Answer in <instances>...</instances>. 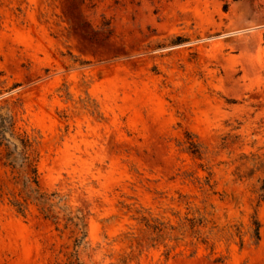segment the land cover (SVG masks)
<instances>
[{"label": "rangeland", "instance_id": "rangeland-1", "mask_svg": "<svg viewBox=\"0 0 264 264\" xmlns=\"http://www.w3.org/2000/svg\"><path fill=\"white\" fill-rule=\"evenodd\" d=\"M2 110L0 264H264V0H0Z\"/></svg>", "mask_w": 264, "mask_h": 264}, {"label": "trees", "instance_id": "trees-1", "mask_svg": "<svg viewBox=\"0 0 264 264\" xmlns=\"http://www.w3.org/2000/svg\"><path fill=\"white\" fill-rule=\"evenodd\" d=\"M224 9L228 10L227 4L224 6ZM4 142L10 143L14 146L13 151L9 152L8 154V157H10L9 159H11V165L15 162V154H18L19 156L23 157L24 162L28 163L29 165H32L30 157L27 155L30 144L27 140L15 134L12 125L10 124L8 115L2 110L0 111V146H2ZM32 174L33 176L28 180V182L38 185L37 169L35 167L32 168ZM35 193L39 194L38 190H35ZM43 199V194L38 195V197L36 198V200L41 203L45 202ZM14 205L17 207L18 212H24L25 206L23 203L17 202ZM257 237L259 239V232L257 233Z\"/></svg>", "mask_w": 264, "mask_h": 264}]
</instances>
